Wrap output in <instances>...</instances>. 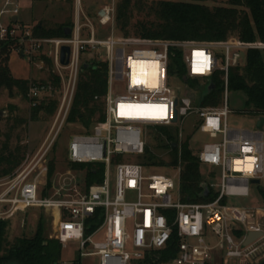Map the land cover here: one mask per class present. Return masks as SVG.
Segmentation results:
<instances>
[{
  "label": "built area",
  "instance_id": "1",
  "mask_svg": "<svg viewBox=\"0 0 264 264\" xmlns=\"http://www.w3.org/2000/svg\"><path fill=\"white\" fill-rule=\"evenodd\" d=\"M4 3L0 17L6 15L8 23L0 18V41H13L12 50L29 61L39 58L43 63L42 57L48 58L60 79V96L45 140L0 179V219L28 207L50 211V238L62 248L69 242L77 247L78 255L69 264H82V257L94 256L99 264H137L153 251L168 249L172 241L174 257L168 264H258L264 257L262 211L230 205L228 197L247 196L251 180L264 177V131L228 126L227 90L230 68L244 66L248 50L264 51V42L237 37L207 43L117 37L114 2L99 7L94 18L101 26H110L108 38L98 37L93 22L87 16L81 21L79 14L69 35L38 37L32 28L13 21L19 12L17 3ZM63 45L70 47L67 65L60 63ZM173 49L182 52L185 77L207 81L217 70L223 72L220 105L199 106L198 96L174 88L171 77L184 78L169 73ZM86 53L107 63L105 120L72 136L67 144L68 170L51 180L48 190L49 154L67 119ZM116 83H122L121 89ZM28 96L34 102L48 98L52 87L30 82ZM193 114L199 118L193 126L215 140L204 142L197 152L201 165L213 167L207 185L216 195L208 201L182 200L179 164L176 185L168 173L144 174L145 164L139 159L147 128L182 125ZM177 135L181 141L182 133ZM70 163H101L102 180L87 185L85 173L72 169ZM249 233L260 235L245 244Z\"/></svg>",
  "mask_w": 264,
  "mask_h": 264
},
{
  "label": "trees",
  "instance_id": "2",
  "mask_svg": "<svg viewBox=\"0 0 264 264\" xmlns=\"http://www.w3.org/2000/svg\"><path fill=\"white\" fill-rule=\"evenodd\" d=\"M155 0L145 5L141 0H121L116 4L114 28L124 36L131 34L147 39H167L175 41H192L197 43L220 42L230 37H237L244 42H264V0ZM145 11L153 20L133 19V11ZM72 24H60L46 27L36 24L33 33L38 37L66 36L64 31ZM133 32V33H132ZM14 46L13 41H0V89H6L9 96L14 91L26 96L29 87L28 79L15 78L9 69L8 58ZM46 66L52 67L51 61L42 57ZM107 63L97 59L85 60L80 68L77 86L66 121L79 123L87 130L105 120L103 97L107 90ZM182 52L171 50L169 73L184 78L185 83L199 91L195 103L199 106H218L222 102L224 91L223 72L217 70L209 80L214 87L204 94L205 82L198 78L185 77ZM53 90L60 86L59 77L50 72L47 81ZM228 89L242 91L246 95V105L250 106L258 117H264V51L250 49L246 52V63L242 67H232L228 73ZM96 97V98H95ZM30 119L48 117L56 111L58 101L54 96L30 101ZM17 119L16 125L23 123ZM15 127H10L9 131ZM158 133V146L169 150L172 160L169 165H180V193L183 201H208L215 197L209 187L207 196H203L206 179L197 153H194L186 141H179L178 135L171 132L168 126H152ZM0 149V178L14 171L24 158L23 147L11 146L9 135ZM173 143L176 146H173ZM143 164L163 165L156 155L145 145L140 156ZM140 158V159H141ZM72 169L81 170L86 175L87 185L100 182L103 177V165L69 164ZM54 162H49V177L54 172ZM212 175H210L211 177ZM264 206V188H258ZM8 223L0 219V264H62L61 244L54 238L43 234L41 219L35 233L30 237H19L13 242L6 241ZM174 257V241L168 249L153 251L137 264H168Z\"/></svg>",
  "mask_w": 264,
  "mask_h": 264
},
{
  "label": "rangeland",
  "instance_id": "3",
  "mask_svg": "<svg viewBox=\"0 0 264 264\" xmlns=\"http://www.w3.org/2000/svg\"><path fill=\"white\" fill-rule=\"evenodd\" d=\"M121 0H17V6L19 12L16 17L20 25L28 28H32L36 24H42L46 27H56L60 24H73L76 14L80 15L81 21H84V16H87L94 24L97 32V36L101 38H108L111 34L110 26H101L94 18L96 10L105 3L114 2L115 5ZM138 1V0H132ZM143 4L148 5L155 0H141ZM209 5H213V0H207ZM5 7L4 0H0V10ZM145 11L134 10L133 20L149 19L153 20V16H146ZM2 22L8 23V17L2 15ZM115 27V26H114ZM113 32L117 37L123 38H139L133 36H124L116 28H113ZM133 33V32H132ZM83 61L95 59L90 54L86 53L82 55ZM8 66L11 74L15 78L28 79L29 82L47 81L52 71V67L46 66L39 58L36 62L29 61L27 58L21 57L15 51H11L8 58ZM55 74V73H54ZM201 83L205 80L198 78ZM171 82L174 88L181 92L187 91V94L193 98H196L199 91L195 88H191L184 82V80L177 77H171ZM185 84L188 88H186ZM115 86L119 89L122 87V83H116ZM60 94V86L53 90L52 96L57 101ZM228 107L231 110L227 117L228 126L235 129L253 130L256 127V119L258 115L252 112V108L246 105V95L239 90H227ZM30 98L28 96V90L26 96L14 91L13 96H9V92L6 89H0V149L5 141H7V134L10 133L9 144L13 147L19 144L23 147L24 158L27 154H33L42 142L45 140L52 121L53 116L45 117L43 114L38 120L30 119ZM55 113V112H54ZM23 119L24 122L16 125L17 119ZM199 118L193 114L183 121L182 125H174L171 127V132L177 135L182 133L181 141H186L194 153H197L204 142H211L215 140H209L202 133H200L193 124H197ZM15 128L12 132L9 131L10 127ZM87 129L79 123H69L65 121L63 124L58 138L49 154L48 162L51 160L54 162V172L48 177V190H50L51 180L61 174L67 172L66 155L67 144L74 134L82 133ZM264 131V125H263ZM221 137L217 139L220 140ZM146 146L149 150L156 155L158 160L163 165H144V174H169L174 183L178 182V170L175 167L169 165L172 160V155L169 150L158 146V133L153 128H147L145 131ZM23 158V160H24ZM141 158V157H140ZM139 158V159H140ZM22 160V161H23ZM21 161V163H22ZM140 161L143 162L142 158ZM20 163V164H21ZM19 164V165H20ZM18 165V166H19ZM17 166V167H18ZM201 168L204 172L206 179H208L207 173L213 168L209 165L202 164ZM13 172V171H12ZM11 172V173H12ZM10 173V174H11ZM9 174V175H10ZM111 181H114V168L110 170ZM8 176V175H7ZM177 176V177H176ZM1 177L0 179L5 178ZM258 188H264V177L259 180L257 184H251L249 194L247 196H230L228 197V203L230 205L247 207V208H259L262 212L261 219L264 222V206L261 202V197ZM44 191V195L47 196L50 192ZM130 197H128L129 199ZM42 221L43 234L50 238L52 234V215L50 211H47L43 207H28L24 211H18L14 215L4 218L7 221L6 241L11 243L19 237H30L36 229L39 220ZM99 240L100 237H96ZM78 255V250L73 242H69L63 248L61 247V261L70 263ZM82 264H99L98 257H82Z\"/></svg>",
  "mask_w": 264,
  "mask_h": 264
},
{
  "label": "water",
  "instance_id": "4",
  "mask_svg": "<svg viewBox=\"0 0 264 264\" xmlns=\"http://www.w3.org/2000/svg\"><path fill=\"white\" fill-rule=\"evenodd\" d=\"M13 21H16V17H13ZM65 35H69L71 33V27H67L64 31ZM69 54H70V47L68 45H63L60 49V63L62 65H67L69 60ZM214 87L213 83L208 79L207 84L204 87V94L209 92ZM1 114V111H0ZM173 121H176V117H174ZM264 125V117H258L256 127L258 129H262ZM173 146L175 147L176 144L173 143ZM252 184L259 183L258 179L251 180ZM209 193V187L206 183L203 185V193L202 195L205 197ZM260 235V233H249L248 237L245 241V244H248L249 242L253 241L255 238H257ZM258 264H264V257L259 261Z\"/></svg>",
  "mask_w": 264,
  "mask_h": 264
},
{
  "label": "crops",
  "instance_id": "5",
  "mask_svg": "<svg viewBox=\"0 0 264 264\" xmlns=\"http://www.w3.org/2000/svg\"><path fill=\"white\" fill-rule=\"evenodd\" d=\"M15 2H17V0H14ZM16 19H17V17H16ZM18 20V19H17Z\"/></svg>",
  "mask_w": 264,
  "mask_h": 264
}]
</instances>
